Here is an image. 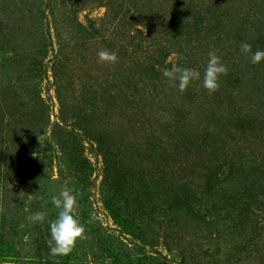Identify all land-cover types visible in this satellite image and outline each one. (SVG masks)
<instances>
[{
	"label": "rangeland",
	"instance_id": "rangeland-1",
	"mask_svg": "<svg viewBox=\"0 0 264 264\" xmlns=\"http://www.w3.org/2000/svg\"><path fill=\"white\" fill-rule=\"evenodd\" d=\"M244 42L264 50V0H0V264H264V63ZM173 65L201 80L181 93ZM62 185L88 239L53 258L27 216L55 219Z\"/></svg>",
	"mask_w": 264,
	"mask_h": 264
},
{
	"label": "clouds",
	"instance_id": "clouds-1",
	"mask_svg": "<svg viewBox=\"0 0 264 264\" xmlns=\"http://www.w3.org/2000/svg\"><path fill=\"white\" fill-rule=\"evenodd\" d=\"M240 51L249 56L250 62L253 65L264 63V50L257 49L253 52L252 46L244 42L240 45ZM97 55L99 61L104 63L114 64L118 61L116 52L100 51ZM226 72L227 68L220 57L210 52L202 75L203 88L210 94L217 91L220 87V78ZM162 75L170 83L177 86L181 93L185 92L194 81L201 80L200 71L188 67H177L175 65L171 69L165 68ZM23 194H20L21 198ZM78 195L79 193L74 188L62 185L59 188L58 194L53 195L51 198V204L56 210L55 219L48 220V214L45 211H35L27 216V220L32 225L47 222L49 229L47 245L50 257H67L74 251L78 242L88 239L86 227L81 222L79 216ZM31 197L29 196V198ZM24 203L26 204V202ZM25 211H27V206L25 207ZM27 239L25 237L26 241ZM24 251L27 255L31 252V249L25 248Z\"/></svg>",
	"mask_w": 264,
	"mask_h": 264
}]
</instances>
